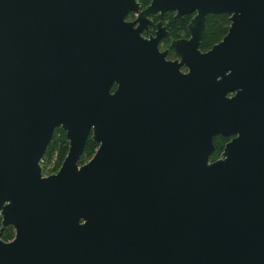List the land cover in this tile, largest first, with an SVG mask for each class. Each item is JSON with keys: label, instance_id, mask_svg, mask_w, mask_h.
Segmentation results:
<instances>
[{"label": "water", "instance_id": "1", "mask_svg": "<svg viewBox=\"0 0 264 264\" xmlns=\"http://www.w3.org/2000/svg\"><path fill=\"white\" fill-rule=\"evenodd\" d=\"M107 1L135 9L0 0V209L14 229L0 264H264V164L229 163L230 144L207 163L233 101L264 115V0H150L139 15L194 14L177 50L196 49L206 15L229 23L154 122L130 78L109 92L113 70L93 43L125 33L109 28ZM58 127L67 151L42 177ZM89 132L97 147L78 166Z\"/></svg>", "mask_w": 264, "mask_h": 264}, {"label": "flooded vegetation", "instance_id": "2", "mask_svg": "<svg viewBox=\"0 0 264 264\" xmlns=\"http://www.w3.org/2000/svg\"><path fill=\"white\" fill-rule=\"evenodd\" d=\"M111 2L107 1V6L101 12H106V22H115V24L111 23L109 28H120L125 35L119 36L114 32H105L99 35V41L93 43L100 48V62L113 70L110 76L109 92L113 93L116 90L120 79L130 78L141 89V95L147 97L145 100L149 102L148 111L153 122L157 118L162 119L167 113V103L175 100V96L172 95L187 92V75L191 61L198 60L196 57L198 54H204L211 48L201 46L208 15L205 16L204 33L196 49L184 51L173 48L172 43H185L189 39V25L194 14L176 17L174 11H166L139 15L147 8L150 0H135L133 1L135 9L126 10V12L122 4L127 1H120L121 4H111ZM122 71L125 72L124 75ZM234 94L231 92L225 97L233 99ZM57 130L61 131L65 137V132L60 127L54 129L55 134ZM257 131L264 134V115L247 110L244 104L233 101L229 106L228 135L226 137L220 134L212 136V151L207 157V163L218 161L224 145L230 144L229 163L264 164V136L260 139L262 142L260 151H254L258 140L255 137ZM195 133V129L190 131L191 135ZM90 135L89 132L85 144L88 139L90 140ZM193 140L196 139L191 137L190 141ZM188 157L193 159L194 155L188 154ZM60 164L55 169H48L47 165L40 163L41 176L56 174ZM5 216L6 214H3V210L0 209V242L9 243L14 237V229Z\"/></svg>", "mask_w": 264, "mask_h": 264}, {"label": "trees", "instance_id": "3", "mask_svg": "<svg viewBox=\"0 0 264 264\" xmlns=\"http://www.w3.org/2000/svg\"><path fill=\"white\" fill-rule=\"evenodd\" d=\"M137 1H148V0H137ZM228 18L226 15L218 14V15H208L205 20V34L204 38L201 42V46L203 48H210L213 44L220 41V39L225 35L226 30L228 28ZM55 134L53 132L51 141L47 146L42 160L45 158L49 163L50 160L55 159L53 169L57 168L59 163H61L62 159L66 154V140L63 133L59 130ZM96 144L91 140H87L81 156L79 158L78 163L82 164L84 160L88 159L93 153Z\"/></svg>", "mask_w": 264, "mask_h": 264}, {"label": "rangeland", "instance_id": "4", "mask_svg": "<svg viewBox=\"0 0 264 264\" xmlns=\"http://www.w3.org/2000/svg\"><path fill=\"white\" fill-rule=\"evenodd\" d=\"M92 155H93V154H92ZM54 161H55V159H52V160H50L49 163H46L47 161H46L45 158H44L43 160L40 161V163H44L45 166H46V165L48 166V169H51V168H53L52 165H54ZM84 162H85V160H84ZM84 162H83V164H84ZM78 164H79V163H78Z\"/></svg>", "mask_w": 264, "mask_h": 264}, {"label": "built area", "instance_id": "5", "mask_svg": "<svg viewBox=\"0 0 264 264\" xmlns=\"http://www.w3.org/2000/svg\"><path fill=\"white\" fill-rule=\"evenodd\" d=\"M41 161V160H40Z\"/></svg>", "mask_w": 264, "mask_h": 264}]
</instances>
